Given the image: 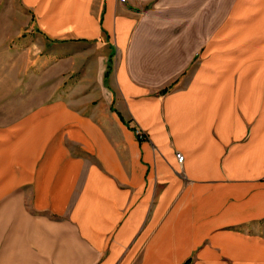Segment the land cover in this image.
<instances>
[{"label":"crops","instance_id":"0c3cea01","mask_svg":"<svg viewBox=\"0 0 264 264\" xmlns=\"http://www.w3.org/2000/svg\"><path fill=\"white\" fill-rule=\"evenodd\" d=\"M150 1L23 0L107 91L0 128V264H264V0Z\"/></svg>","mask_w":264,"mask_h":264},{"label":"rangeland","instance_id":"374dc122","mask_svg":"<svg viewBox=\"0 0 264 264\" xmlns=\"http://www.w3.org/2000/svg\"><path fill=\"white\" fill-rule=\"evenodd\" d=\"M159 1L151 0L143 11L171 14L180 6L168 0L172 5L160 8ZM47 8L42 5L43 10ZM223 9L216 6L217 15H223ZM56 10L62 13V7ZM48 23L59 25L58 20L47 19ZM39 26L35 9L23 0H0V128L56 102L87 114L102 110L107 87L98 79L97 61L108 53L106 36L79 43L48 35ZM134 131L139 140L148 138L140 126Z\"/></svg>","mask_w":264,"mask_h":264},{"label":"built area","instance_id":"2783aa9c","mask_svg":"<svg viewBox=\"0 0 264 264\" xmlns=\"http://www.w3.org/2000/svg\"><path fill=\"white\" fill-rule=\"evenodd\" d=\"M124 1V0H123ZM177 159H178V161L180 162V163H183L184 162V160H185V156H184V154L183 153H181V152H177Z\"/></svg>","mask_w":264,"mask_h":264}]
</instances>
